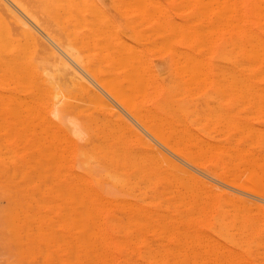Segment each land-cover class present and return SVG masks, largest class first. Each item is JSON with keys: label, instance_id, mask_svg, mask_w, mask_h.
<instances>
[{"label": "rangeland", "instance_id": "rangeland-1", "mask_svg": "<svg viewBox=\"0 0 264 264\" xmlns=\"http://www.w3.org/2000/svg\"><path fill=\"white\" fill-rule=\"evenodd\" d=\"M77 1L81 2L79 4H82L79 5L82 12L80 14L78 13L75 19L81 21L83 25L80 22H77L76 20L73 21L72 24L73 38L71 45L68 46L70 50L69 52L70 64L68 63L67 65H63L60 63L59 60L56 61L54 57L51 58L46 57L47 58L46 59L45 57H31V56L19 57L20 55L16 57L14 56L15 58L13 56L11 57L4 56V58L3 56H0V68H1L0 123L1 125L4 123L3 126L0 125V145H1L0 146V173H1L0 174V264H52V263L53 264H84L86 259H87L86 264H88L90 260L91 263L89 264H92V260L96 261L97 258L99 260L97 264H99V262L101 264H109L111 260H112L111 262L113 263L110 264H133V263H137L138 260L139 261L137 264L141 262L143 264H153L156 261H154V259L151 261L152 259L151 256H153V258L155 257L157 258V256L158 258L161 257L162 259L161 258L156 259L159 264H165V262L161 263L162 262L161 260L164 259L167 261V258L169 260L168 262L169 264H171L172 262L174 264V261L172 260L174 257L173 253L175 251H176L175 254L177 253V251L179 252L174 259L180 262V264H185L183 263L184 258H182L184 256L187 261H189L188 260L189 257L193 259V260L190 259L189 261L190 264L191 261L192 264H197V263L199 264L201 263L202 260H203L202 263L204 262V264L205 263L209 264V262L211 264H214L217 259H214L215 255L213 254L215 253L213 248H216V246L218 247V249L220 247L225 248L224 249L225 251L222 250L226 252L225 259H227L229 255L230 257L234 258L235 262L231 264H264V247H263L264 246L263 243L264 242V178H263L264 177V105H263L264 100L260 99L261 103H258L259 98L264 97L263 94L264 90H262V88L264 89V76H259L256 77L257 79H254L258 87L262 86L261 88L260 87L258 88L257 92L263 95L261 96L260 94L259 96V93L257 94V96L255 94L254 95L251 94V96L254 97V100H256L255 101L256 104L255 103L253 104L252 103L253 97L252 98L248 97L250 96L249 93L250 90L247 91L246 90L247 88L245 89V87H243L244 83H241L240 81H236L238 75L240 78H243L244 75L237 74L236 79L234 77L236 73L235 71H233L234 70L233 66H234V59L237 56V51H236L237 48L236 46H234L236 45L234 44L235 42L234 28H232L233 26H231L233 22H231L232 20H230L231 18H233V14H231V16L228 17L229 18L228 21H226L225 19V17H227L228 15L223 17V19L226 21L225 23L223 19H220L223 20L222 24H224L223 26L225 28L221 27L222 24L218 23L219 20L217 23L214 22V20L209 21L212 22V25L213 23L214 25L218 24L216 25V27H219V28L215 27L212 29V31H209L210 32L209 35L208 26H210L211 24L208 23L207 20H211L214 18L216 21V19H219L214 17L217 16L215 14L216 11L214 9L217 8L221 10V8L224 5L222 3H224L225 0L224 2H221L222 5L218 4V7L216 6L214 7L216 3H212L214 9L211 10L210 8L209 14H208V10L206 12L202 9L205 12L204 15L206 17L203 15L200 16V14L198 13V10L202 8L200 6L203 5L200 4L201 0L198 1L199 4L196 1V5H195V0H189L190 2L187 1L188 3L186 2L187 3L186 5H185V1L183 0H153V1L149 0L150 3L154 4V6L158 5L159 8L155 7L156 11L159 9L161 10L162 7H163L162 10L168 7L169 10L166 9L167 11L166 10L165 11L166 13L170 11L171 15L169 13V16L170 17L173 16V18H171L172 20H169L170 18L167 19V17L169 16L163 17L166 20H163V18L161 19L164 11H162V13L160 12L161 14L159 17V13L156 12L155 10L153 12L152 9H150L151 7L149 8L150 11L149 10L147 11V9L142 10V8L137 7L138 5L137 6L135 5L136 1L138 2V0H130V1L129 0H121V1L85 0L87 4L84 2V0L83 1L77 0ZM127 1H129L133 7ZM144 1L145 0L141 2V0H139V2L141 3H143ZM158 1H160L161 4L158 3ZM93 2L95 4V7L97 6L96 8L97 12H99L98 10L100 9V12L97 15L95 14L96 12L94 14L89 12L94 6ZM146 2L148 3V0L145 1L144 3ZM203 2H205V0H203ZM209 2L211 1L209 0ZM228 2H229L228 4H231L230 7L231 10H233L232 5L235 3L233 2V0L232 1L228 0ZM22 3L24 4V7L31 9L32 13L34 14V16H29L25 11L20 9L21 11L24 12L25 17L27 16L30 19L29 20L28 18H26L29 22L31 21L30 22L31 24L32 23L35 24L36 21H40L41 24L44 23L45 19H47L46 18L47 16L39 0H22ZM190 3H192L193 5ZM206 3H208V1H206ZM206 3L204 5H206ZM128 4L129 6L127 7ZM210 4L209 6H207L208 8L211 6ZM90 5L92 8L90 7ZM124 5L128 9H125L126 7ZM180 5L186 8L182 7L183 10L182 11ZM82 8H86L84 9L85 12H83ZM139 8L140 10H138L139 11L138 13L137 9ZM129 9H131L132 12H130ZM194 9L197 11H195ZM204 9L206 8L204 7ZM125 10H129V11L126 12ZM144 10L145 12L147 11L148 13H145ZM140 11L142 14H140ZM191 11L192 13L193 12L194 13L191 14ZM226 11L227 12H225V14L227 13L229 14L230 11L228 12V9ZM92 12H94V10ZM133 12L137 16H134ZM219 12L221 13L220 15L224 14L221 11ZM149 13H151V17H147L148 15H150ZM194 14L197 16H195ZM201 14H203V12H201ZM206 14L210 15L211 17L209 16L208 19L207 17L208 15ZM263 14L264 13H262V17ZM142 15L144 17H142ZM189 15L190 16L193 15L194 17L191 18L192 16L190 17ZM255 15L256 14H252L251 16L252 22H254L255 24L258 23L259 26H262V27L258 26V29L264 32V27H263L264 18H262L261 15L260 16L258 14L257 16ZM105 16H108L107 17L108 19H106ZM153 16L154 17L156 16L155 17L156 20H158V17L160 18L159 23H161V21L163 20L162 23L164 24V26L162 23H161L162 26H160V24L156 20H154ZM199 16L200 18L204 17V19L203 18L200 19ZM88 17L93 18L92 21L91 20L89 21ZM133 17L134 19L132 20L131 18ZM137 17L138 20L140 17H142L140 18L141 22L137 20ZM129 18L131 19V22H127ZM144 18H145V22L147 21L146 23L144 22ZM189 18L192 20H190ZM94 19L97 20V22ZM142 20H143V24H142ZM105 21H107L108 24L109 23L110 24L108 25ZM134 21L137 22L134 23ZM168 21L171 22V24L169 23L170 26H167ZM175 21L177 22V24ZM154 22H156V24L158 23L159 25L157 24L155 26ZM199 22L205 25L206 23L209 24V25L207 24V26H204L202 24L204 27L200 25L202 28H204L203 32H202L203 29H201V27L200 28L197 27V25H199ZM111 23L113 26L109 28ZM227 23L228 24L230 23V25L227 26ZM174 25H176L177 29L174 28L175 27ZM212 25L211 27H214V25L213 26ZM95 26H99V29L98 27L96 28ZM148 26H150L149 30H147ZM151 26L155 27L156 29L154 30L153 28L152 30ZM157 26L158 28L160 26V31L158 33L155 32L152 33V31L159 30ZM171 26L173 27L172 30L176 29L175 34H173L174 32L171 30V28H169ZM195 27H197L198 30ZM229 27L230 29L228 31V29L226 28ZM101 28L105 30L104 33L103 32L99 33L101 31ZM114 28H116V32L118 34L114 33ZM161 28L162 29L165 28L163 29V32ZM180 28H182L181 31ZM220 28H223V31ZM139 29H141L142 31H140ZM194 29H196L194 31L195 34L192 33ZM109 30H112L113 33L112 35L109 33ZM168 30L170 31L167 32ZM183 30L184 32L185 30H188L186 32H188L187 36H189L188 37L189 40L188 39L183 40L182 36L184 34H185L184 38L187 37L186 33H183ZM197 31H199L198 33H201V36L199 38H202L204 36L203 39L205 40L197 38L198 35ZM141 32L144 34L142 35ZM165 32H167V34ZM204 32H206V34ZM163 33L165 34L163 35ZM211 33L213 35H211ZM109 34L111 37L109 36ZM114 34L115 36L114 38H112ZM161 35L163 36L162 37L163 40H161L162 39ZM175 35L176 37H174ZM170 36H172V38ZM179 36L181 37L182 42L179 40L180 39ZM142 37L145 39H143ZM165 37L168 38L169 40V41L167 40L168 42H166V39H164ZM109 38L112 39L109 40ZM118 38L120 39L119 41L120 44L122 43L121 45H117ZM122 38L124 40H122L121 42ZM146 38L147 41H144L146 40ZM154 38L157 41H154ZM173 38L174 41H172ZM101 39L103 40L101 41ZM149 39L150 42H152L151 44L153 45L155 44L154 46L150 44ZM198 39L200 40V42ZM126 40L128 42L125 44L124 42ZM164 40L166 43L164 42ZM170 40L172 41V45L170 44L171 43ZM208 40L211 42H209ZM196 41H198L197 45L195 43ZM112 42L114 45H112ZM162 42L167 44V46L168 45L170 46L168 47L162 46L165 45ZM104 43L105 44L108 43L107 45L109 47ZM123 43L127 46V48L128 45H130L131 47V44H133L132 48H130L131 50L129 48L128 49L125 48L126 46L125 45L123 46ZM100 44L102 45L104 44V45L103 46L101 45L100 47ZM119 46L122 48L119 49ZM171 46L176 47L175 50L176 52L173 51L174 47H172L171 49ZM112 47L114 52L112 51ZM134 47L137 50L142 49V52L140 51L141 54H139L138 51L134 49ZM152 47L153 48L155 47L154 50ZM168 48L170 49L169 51ZM178 48L182 49V51L180 50L179 52ZM107 49L108 51H106ZM183 49H186L187 51ZM134 51L136 54L134 53ZM130 52L133 54H131ZM178 52L180 53L179 57H178L179 54ZM181 52L184 55L181 56ZM122 53L123 55H121ZM185 53L187 55L191 53L193 57L191 55H189V57L191 56L192 60L195 57L194 55H196V58L194 59L195 60L199 59V61H201L202 64H204L203 61L206 60L205 64L207 63L208 65V60H209L210 66H206L204 64V66H206L207 69L202 66L204 69L198 68V70L200 71V69H202L203 72L204 71L205 72L203 73L201 72L202 71L201 70L200 71L201 74L200 72L197 73L198 71L196 69L194 71V68H196L200 62L199 61L196 62L194 60V63H191V59L188 56H186ZM201 54L203 55L202 58H201L202 56ZM127 55L129 56L127 57ZM138 55L140 56L138 57ZM5 58L8 61L5 60ZM8 58H11V60ZM13 58L16 63H13L14 62ZM18 58L22 60L18 62L19 60ZM121 58H122V62H121ZM131 58H134V61ZM186 58H189L190 62L188 61L189 59L187 60ZM185 59L186 61L189 62V64L188 62H184ZM176 60L178 61L180 60V62L178 63ZM114 62L116 65L114 64ZM176 63L178 64V66ZM201 63L198 65V67L201 66ZM15 64L17 65L20 64L19 66L22 69L19 68V66L17 69H13L14 67L13 65ZM29 64L32 65L30 66V68H29ZM187 64L188 66H190V68L186 67ZM192 64L194 65L197 64V65L196 67H194ZM181 65H184L182 66L183 68L180 67ZM95 66L99 71L95 68ZM76 67H78L79 69ZM135 67L137 71L135 70ZM184 67L186 68V70L184 69ZM24 68L27 69L26 72L25 70L22 71ZM35 68H36V72H35ZM124 68L125 70L128 68L126 70L127 72L124 71ZM181 68L184 70L181 71ZM106 69H108L109 72ZM189 70H192V72ZM206 71L208 74L206 73ZM222 71L224 72V74H222ZM177 72H179L180 74ZM225 73L230 75H227ZM106 74L108 76H106ZM190 74L192 75L191 77L192 79H190ZM204 75L205 77H203ZM249 77L250 76L248 75L246 76V78ZM200 78L203 80L200 81ZM221 78L223 79V81L221 80ZM108 79H110L111 81ZM232 79L235 80L233 81ZM198 80L200 83H198ZM231 80L233 82L235 81L239 82V83H233V85L234 84L239 85L241 83L238 86L240 88L237 87L236 88L237 90L234 89L236 86L234 87L231 84L232 83ZM92 82L94 83L92 84ZM219 82H221L220 84L222 85H220ZM104 83L105 85H103ZM36 84H38V86L40 85L41 86L40 87L37 86L38 87L37 88ZM145 84H148L149 87H146ZM155 84L158 86L155 87ZM173 84L174 86H172ZM217 84L220 85V90ZM42 85L45 88H43ZM33 86L36 87L38 91L35 90L36 88L33 89L34 88ZM231 86L233 87V89ZM222 87L224 88L222 89ZM45 89L47 92L46 96L43 92V90L45 91ZM103 89L105 91H103ZM239 89L244 90V91L241 90L243 94L240 95L242 97L238 95L239 94L238 92H240ZM35 93L38 98L40 96L39 94H41L40 98L43 99H37V97H35L36 96ZM221 94L223 95L224 98L222 97ZM245 94L247 95L245 96ZM27 95L29 96L31 95V96L29 97ZM96 95H97V99L95 98ZM243 96L245 98H243ZM98 97L100 99H98ZM240 97L244 100H242ZM247 98L249 101L250 100L252 101L248 103V101H246ZM23 99H25L27 103L25 100L24 102ZM29 99H30V104L32 103L31 108H33L35 111L30 107H29L30 109H27ZM64 100L70 101L71 102L70 105L67 101L65 102ZM36 102L39 105H36ZM61 103L62 104L65 103V104L62 105ZM35 106L38 107L34 108ZM9 107H12V110ZM17 107L19 108V110H17L18 109ZM29 110L32 112L30 113ZM16 112L18 114H16ZM27 112H29L30 114H28ZM136 117L137 119H135ZM18 118L19 120L17 121ZM20 119L23 121V123L22 121H20ZM30 119L33 120L32 122L34 124V125L29 124V128L31 129L35 126V123L39 121L38 124H36L38 125L36 127L37 130L33 129V131H35L34 134L30 132L32 131L31 129H28V125H27L28 122L26 123V120H28L31 123ZM39 123H40V127L43 129L46 128L45 126H49V131L47 129L46 130L50 136L47 135V138L46 137L44 138V136H46L45 133L46 131L45 130L41 131L42 130L41 128H40L41 130L39 129ZM155 124L157 127L155 126ZM170 124L172 125L170 126ZM22 126L23 128H20ZM14 127L17 128L14 129ZM24 128L27 134L24 132L23 130ZM156 128L158 129L160 128V129L158 130ZM38 130L40 132H37ZM51 131L53 132L52 137L51 134L49 133ZM64 131H66L67 134H65ZM175 132L177 134L179 133L178 134L179 136L176 135ZM35 133L37 134L36 137H35ZM56 133L57 135L54 136V134ZM62 133H64L67 136H65ZM68 133L69 136H72L73 140L75 141L74 145L71 148L68 147L66 148L68 144L66 143L67 145H65V142L68 139H66L65 141L63 140L65 137L68 138ZM153 133L158 134V136H156ZM6 134L7 135L10 134V135L7 136ZM162 136L163 138H161ZM195 136L198 139H196ZM32 137H34V139ZM35 138L37 140L40 139V141H38L39 144L36 143L37 141L35 140ZM43 138L45 140L44 142H42ZM47 139L49 143L51 140L52 141L51 143L53 145L55 144L57 148L55 146L54 148L53 146H51V149L50 148L48 149L47 147V151H43L45 146L49 144L47 143ZM32 141H34V143ZM59 141H60V145L58 143ZM32 143L35 148H33ZM56 143L58 144L56 145ZM160 143L162 144L160 145ZM35 144L41 146L42 155L38 151L39 147L36 146ZM169 145L170 146L173 145L172 146L173 148L170 147ZM58 147L60 149L63 147L65 151L61 149L63 151L61 154H59L61 150H59ZM55 148L56 150L58 149L57 152L55 151ZM154 148L155 151L156 148L161 149V152L163 151L162 154L165 155L168 154L171 157L175 156L174 158L179 159L178 161L180 162L182 161L181 163L185 167H188L194 173H196V175L200 176L202 179L214 185L215 188L210 189L211 187H209V191H208V186L207 188H204L205 186L203 185L204 186L203 187L202 184L198 185L199 183L195 184L192 182L191 183L185 182V180H183V177L182 178L180 177L181 175L180 176L177 175L179 174L178 172L176 173V177H174L176 170L174 171L173 168L171 169V167H169L170 164L166 158H164L163 161V157H165L164 155L162 157L161 154L160 156L162 158L160 157L159 159V157H157L158 158L157 159L155 157L156 152L154 151ZM52 149H54L56 155L59 154L57 155V159H56V155L54 156L55 153L53 154L54 157H52V152H53ZM31 151L32 153H34V155L35 154L38 155V153L40 155L35 156L34 158ZM44 154H47V156L46 155L43 156ZM59 156L60 158H58ZM28 157H30L29 158L30 161L28 160ZM46 157H48L49 159ZM42 158L46 160V162L45 160L43 161L45 162L44 163L45 165L47 164L46 165L47 167L44 164L42 165L43 162H40ZM53 158H55L57 161ZM38 161L40 162V166L38 165L39 164ZM49 163L51 166H49ZM37 165L39 167H37ZM41 165L45 166L47 170H44V168L41 169ZM2 172H4V174H2ZM29 176L31 180H29L30 179ZM173 177L174 179L175 178L177 179L174 180ZM60 178L61 180L62 179L63 180L61 181ZM179 182L182 184V187L180 186L181 184ZM185 184H187L186 185L187 187L185 186ZM191 184L193 186L192 187L193 189L191 188ZM56 185L59 187L56 188ZM166 187H168L169 189L168 192L166 190L167 189ZM196 188L198 191L197 194L195 193ZM57 189H59V191ZM63 189L65 190V192ZM69 190L71 191L69 192ZM211 190L213 191L215 190V191L211 193L212 192ZM51 191H53V193ZM66 191H68V193ZM187 191L193 194L195 193L196 197L195 194L194 196L193 195L185 196L187 194ZM66 193L71 194V196L67 195ZM73 194H75L74 196H76L77 194L78 196L76 197H78L79 200L78 199L76 200V197H74ZM178 194L180 196H178ZM182 194H184L185 199L183 196H181ZM66 195L68 197H65ZM172 196L175 198L171 199ZM61 198L64 201H61ZM72 198H74L75 200H72ZM193 200H195V203ZM82 201L87 203H84ZM196 202L198 203L196 204ZM83 204H86L87 206L86 205L85 206L87 208L84 206L83 209L82 208ZM60 206H63V209L64 207L66 208L64 210L61 209L60 212V208H62ZM77 207L78 209H76ZM75 209L76 211L77 210L79 211L76 212L77 218L79 217L80 219H82L81 217H83V220H86V222L88 221L89 222L88 224L90 226L92 225L93 222L92 216H94L93 220L96 219L95 217H97V219L94 220L93 222V226L91 227L95 228V229L93 228L94 229L93 231L97 230L98 228L97 230L98 236L95 233L97 238L95 237L96 239L95 238L94 239L95 241L96 240L97 241L100 240V241H98L97 244L94 245L92 244L93 245V248L91 247L92 252L91 250L89 251L93 255L95 253L94 252L95 245L98 247L99 245L98 243H101V248L100 246L98 248L96 247L99 251L95 250L97 251L98 254L100 253V251H102L103 254L101 253L100 256H98V254H96L97 257L95 255L90 256L87 254L86 257V253L88 251H84V250L89 249L88 246L92 242L90 243L88 238H86L88 240L87 241L85 239V236H87L89 232L91 233L92 229L89 226L87 227L86 225L87 223H85V221H83L82 223V220H80L82 225L84 226L85 229L87 227V230L89 232L87 230H84L86 231L85 233L87 234H84V232H82L83 234L81 236H83L85 242L82 241L83 239L81 238V236H79V238H81L79 240L84 242L85 244H89V243L90 244L84 248L85 244L83 243L82 246L83 249L81 250L80 241L76 240V237L79 234H81L80 230L82 229L83 226L82 225L80 226L81 223L79 221V218L78 219L75 218V220L74 218H72V217H76L74 213ZM228 211L230 214L228 213ZM254 211L256 213H254ZM66 212L68 213L71 212V213L70 214L67 213L66 215ZM87 212L88 214H86ZM90 212H92L91 214L94 215L91 216ZM84 213L85 215H88V217L84 216ZM30 214L31 215L33 214L35 217L31 219L32 216H29ZM60 214L62 215V217L60 216ZM165 214L171 217H167ZM68 215L69 216L71 215L70 217L73 220H71V218ZM37 218L40 219L38 220ZM49 219L50 220L52 219L53 221L51 222L49 221ZM67 219H69L70 222H68ZM43 220L45 221L43 222ZM64 220L67 221L68 224L65 223ZM30 222H32L31 225L29 224ZM39 222L41 225H39ZM56 222L59 224L58 226H60L59 229L57 224H55ZM45 223L46 226H43L45 225ZM50 223H52V225ZM235 223L237 227L235 226ZM49 224L52 227L51 229L54 228L53 230H57L60 233L58 232L55 233V231H52L51 229L49 230L50 226L47 227V225ZM72 224L74 226L75 225L78 226V229H75L76 226L74 228ZM35 226L40 228L44 227L43 229L44 231L46 228H48L46 229L45 232L50 231L51 233L52 231L53 234L54 233L59 234L57 235L58 237L56 236L55 239V240L59 239V241L55 242V245L52 243V245H54V248L52 245H48V246L38 245L37 248L36 245L35 247H33L27 244L26 240L22 237L27 232V230L32 231L33 233H37L38 230H40L39 232H43V230H41L40 228H37V231H34L36 230ZM70 226L72 228H70ZM167 226L168 229L170 228L169 230L167 229ZM29 227L33 229L29 230L30 229ZM164 227L166 228L164 229ZM88 228L91 229V231ZM171 228L173 229V231L171 230ZM73 229H75L76 232ZM185 230H187L186 231L187 233L191 230L187 236L185 234H181V232L182 231L185 232ZM167 231L170 233L168 234ZM178 231H179L178 233L179 235L177 234ZM77 232L78 235L75 236L76 235L75 233ZM164 233L166 234V236ZM60 234L61 235L65 234L64 235L65 237L64 238L62 237L65 240H61V241H67L66 235H69L68 238H74L72 239L73 248L69 247V241L66 242L68 243V245L66 244V247H65V242L61 243L60 241L61 237L59 238V236H61ZM161 234L163 235V237L161 236ZM200 234H202V236ZM130 236H133V238ZM93 237H94L93 235L89 237L91 238L90 240H92ZM130 238L133 239L134 241L130 240ZM193 240L195 241V243L193 242ZM199 241L201 242V245L203 247L205 246V250L200 245ZM58 242H60L61 244ZM71 243L72 241H70V245H72ZM76 244L78 245V247L75 246ZM156 244L158 245V247ZM150 246L154 248V250L155 249L159 250L161 248V251L164 252L167 257L163 253L164 256L163 258L161 251H160L161 256H159V253H156L157 254L156 256L154 250H152ZM165 246L169 247V249L167 247L169 251L166 249ZM192 246L193 248L191 249ZM67 247H69L70 249H74L73 251L71 250V253L73 254V256L71 257L72 259L74 258L73 261L71 260L72 262L69 261L70 259H68L70 258L69 256L70 252L68 251L70 249H68ZM149 247L151 248V250L148 249ZM172 247L173 250L176 248L178 250L176 249L172 251L171 250ZM184 247L187 248V250H185ZM48 248L51 249L49 250ZM59 248H62L63 250L62 249L60 250ZM76 248H78L79 250L77 251ZM99 248L103 250H100ZM197 248L200 249L198 250L199 252L195 254L194 252L195 250L197 251ZM146 249L150 251H145ZM104 250H106L107 252L106 256L110 257L111 260L109 258L103 259L104 257L103 255L105 254ZM192 250L194 254H192L191 252ZM219 250H221V248ZM76 251L77 253H75ZM80 251L82 254L80 253ZM170 251L173 252V253L171 252L172 253L171 256L169 254ZM228 251L229 254L227 255ZM131 252L132 254H134V256L131 254ZM149 252H151V255H148ZM181 252L183 253V255L179 257V254ZM186 252H188V254L190 252L189 254L190 256L187 254L184 255V253ZM141 253H143V255H141ZM145 253L148 256H144ZM217 253L218 250L216 254ZM76 256L77 258L78 257L79 258L76 259ZM88 256L92 257L93 259L90 258L88 260ZM141 257H143V259L144 258L146 259L143 260L141 259ZM221 257H219L220 260L224 259L223 257L222 258ZM186 260L184 261L186 262ZM95 261H93L94 264ZM158 263L156 262V264ZM222 263H225V260ZM226 263H228V261ZM186 264L188 263L186 262Z\"/></svg>", "mask_w": 264, "mask_h": 264}, {"label": "bare ground", "instance_id": "bare-ground-1", "mask_svg": "<svg viewBox=\"0 0 264 264\" xmlns=\"http://www.w3.org/2000/svg\"><path fill=\"white\" fill-rule=\"evenodd\" d=\"M40 2H41V5H42V7H43V9H44V11L46 12L45 14H46V18L47 19H45V21H44V23H40V21H36V23L35 24H37V25H35V24H31L26 18H28L27 16L25 17V14H24V12L23 11H25L29 16H34V14L32 13V11H31V9H28V8H26V7H24V4L22 3V0H0V56H3V58H4V56H19V57H21V56H31V57H49V58H51V57H54L55 59H56V61H60V63L61 64H63V65H67L68 63H69V61H70V50H69V48H68V46L69 45H71V42H72V38H73V33H72V24H73V21L74 20H76L75 19V17H76V15L79 13H81L82 11H81V9H80V6L79 5H82V4H79V3H81V2H78L77 0H39ZM83 1V0H82ZM88 1V0H87ZM119 1H121V0H119ZM130 1V0H129ZM129 1H127L129 4H131ZM143 0H141V2H142ZM145 1H147V0H145ZM144 1V2H145ZM153 1V0H152ZM183 1H185V5L188 3L187 1H189V0H183ZM196 1H197V3H198V1H200V0H195V5H196ZM206 1H208V3H206ZM211 2H209V0H205V2H203V0H201V2H200V4H203V5H201L200 7H202V8H200L201 10L203 9L204 11H206L207 12V10H208V14L210 13V8H211V10L212 9H214L213 8V6H212V3H216L215 5H214V7L216 6V7H218V4H220V5H222V4H224L223 5V7L221 8V10L220 9H214L216 12H215V14L217 15V16H214L215 18H219V19H216V21H215V19L213 18V19H211V20H207V22L208 23H210L211 25H212V22H209V21H213L214 20V22H218V20H219V24H222L223 23V17L224 16H227V17H225V19H226V21H228V17L229 16H231V14H233V18H231L230 20H232L231 22H233L232 23V25L231 26H233L232 28H234V38H235V42H234V44H236V45H234V46H236V48H237V56L235 57V59H234V66H233V71H235V79H236V75L237 74H243L244 75V77L243 78H240L239 77V75H238V78H237V80L236 81H240L241 83H244V85H243V87H245V89L248 91V90H250L249 91V93H250V96H248V97H253V96H251V94L252 95H256L257 96V94L259 93V92H257L258 91V88L260 87H258V85H257V83H256V81L254 80V79H257L256 77H259V76H264V32H262V31H260L259 29H258V26H259V24L258 23H254V22H252V19H251V16H252V14H256L255 16H257V14L260 16L261 15V17H262V13H264V2H263V0L261 1V0H233V2L235 3V4H233L232 6V9L233 10H231V4H228L229 2H228V0H225V2H224V0H210ZM214 1V2H213ZM218 1H220V2H218ZM230 1H232V0H230ZM84 2L87 4V2L84 0ZM124 2H126V1H124ZM141 2H139V0H138V2L136 1V3H135V5L137 6V7H140V8H142V10L143 9H147V11L149 10V8L150 9H152V11L154 12V10L156 11V8L155 7H157V8H159L158 7V5H155L154 6V4L153 3H150V1L148 0V3L146 2V3H141ZM187 2V3H186ZM190 2V1H189ZM221 2H224V3H222L221 4ZM227 2V3H226ZM243 2V3H242ZM158 3H160V1H158ZM193 3H194V1H193ZM206 3V5H204ZM211 3V4H210ZM93 4H94V2H93ZM121 4V3H120ZM125 4V3H124ZM129 4L127 5V7L129 6ZM157 4V3H156ZM161 4V3H160ZM181 4V3H180ZM190 4H192V3H190ZM199 4V3H198ZM208 4V5H207ZM209 4L212 6H210L209 8L207 7V6H209ZM227 4H228V7H227ZM97 5V4H96ZM177 5V4H176ZM183 5V4H182ZM184 5V6H185ZM193 5V4H192ZM89 6V5H88ZM93 6V5H92ZM121 6V5H120ZM125 6V5H124ZM131 6H132V4H131ZM153 6H154V9H153ZM181 6V5H180ZM179 6V7H180ZM187 6H189V5H187ZM78 7V8H77ZM90 7H91V5H90ZM95 4H94V6H93V10H94V12H92L93 10L91 9L89 12H91V13H95L96 15L100 12V9L98 10L99 12H97V10H96V8H97V6L95 7ZM122 7V6H121ZM126 7V6H125ZM125 8V9H128V8ZM133 7V6H132ZM167 7V6H166ZM177 7V6H176ZM182 7L183 6H181V10H182ZM191 7V6H190ZM198 7V6H197ZM196 7V8H197ZM204 7L206 8V9H204ZM221 7V6H220ZM86 8H88V7H86ZM86 8H82L83 9V12H85V10L84 9H86ZM140 8L139 9H137V11L138 10H140ZM183 8H186V7H183ZM188 8V7H187ZM224 8V9H223ZM228 9V12H229V14L227 13V14H225V12H227L226 10ZM20 9H22L23 11H21ZM135 9V8H134ZM163 9V7L161 8V10L159 9V10H157L156 12H158L159 13V17H160V14L162 13V11H164V13L165 14H167V15H165L164 13L162 14V17H161V19L163 18V17H167V16H169V13H170V11H168L167 13H166V9H168V7L167 8H164V10H162ZM179 9V8H178ZM190 9V8H189ZM198 10V13L200 14V16L201 15H203V16H205L204 15V11L202 10ZM223 9V10H222ZM96 10V11H95ZM130 10V12H132L131 11V9H129ZM129 10H125L126 12L127 11H129ZM141 10V11H142ZM166 10V11H165ZM169 10V9H168ZM175 10V9H174ZM195 10V9H194ZM225 10V11H224ZM141 11H140V14H142L141 13ZM145 12V10H144V12L145 13H148V12ZM150 11V10H149ZM183 11V10H182ZM189 11V10H188ZM195 11H197V10H195ZM219 11H221L222 13H224V14H222V15H220L221 13L219 12ZM224 11V12H223ZM88 12V13H89ZM120 12V11H119ZM155 12V13H156ZM161 12V13H160ZM179 12H180V10H179ZM201 12H203V14H201ZM211 12H213V11H211ZM233 12V13H232ZM137 13V12H136ZM138 13H139V11H138ZM137 13V14H138ZM194 13V12H193ZM192 13V11H191V14H193ZM196 13V12H195ZM219 15H218V14ZM133 14H134V12H133ZM150 15H148L147 17H151V13H149ZM188 14V13H187ZM197 14V13H196ZM208 14H206V15H208ZM89 15V14H88ZM101 15V14H100ZM103 15V14H102ZM144 15V14H143ZM142 15V17H144ZM155 15V14H154ZM158 15V14H157ZM156 15V16H157ZM163 15H165V16H163ZM170 15H171V13H170ZM195 15V14H194ZM95 16V15H94ZM134 16H137L136 14H134ZM141 16V15H140ZM145 16H146V14H145ZM155 16V17H156ZM190 16V15H189ZM189 16H187V17H189ZM192 16V17H191ZM190 17L191 18H193L194 16L193 15H191ZM195 16H197V15H195ZM200 16H199V18H200ZM209 16L210 15H208L207 17H208V19H209ZM218 16H220V17H222V18H220V17H218ZM98 17H99V15H98ZM106 17V19H108L107 17L108 16H105ZM130 17V16H129ZM132 17V16H131ZM139 17V16H138ZM138 17H137V20H138ZM142 17H140V18H142ZM155 17L153 16V18H154V20H156L155 19ZM158 17V20H156L158 23H159V18ZM206 17V16H205ZM211 17V16H210ZM80 18V17H79ZM86 18V17H85ZM89 18V17H88ZM136 18V17H135ZM140 18H139V22H141L140 21ZM170 18V19H169ZM171 18H173V16L172 17H167V19H169V20H172ZM175 18V17H174ZM196 18H198V17H196ZM201 18H203L204 19V17H201ZM200 18V19H201ZM262 18H264V14H263V17ZM29 19V18H28ZM84 19V18H83ZM83 19H81V20H83ZM92 19L93 18H89V21L91 20L92 21ZM128 19V18H127ZM132 20L134 19V17L133 18H131ZM131 19L129 18V20L127 21V22H131ZM150 19V18H149ZM190 19V18H189ZM220 19H223V20H220ZM30 20V19H29ZM86 20H88V19H86ZM85 20V21H86ZM95 20V19H94ZM93 20V21H94ZM163 20H166L165 18H163ZM162 20V21H163ZM176 20V19H175ZM190 20H192V19H190ZM193 20H196V19H193ZM77 22H80L81 23V21H79V20H76ZM96 22H97V20H95ZM108 21V20H107ZM107 21H105L107 24H108V22ZM161 21V20H160ZM162 21H161V23H162ZM189 21V20H188ZM204 21V20H203ZM222 21V22H221ZM225 20H224V23L226 22ZM260 21H261V19H260ZM264 21V20H263ZM32 22H34V21H32ZM102 22V21H101ZM104 22V21H103ZM135 22H137V21H134V23ZM144 22H145V18H144ZM147 22V21H146ZM145 22V23H146ZM172 22H174V21H172ZM176 22V21H175ZM178 22H180V21H178ZM191 22V21H190ZM94 23V22H93ZM155 23V26L158 24H156V22H154ZM161 23H159L160 24V26H162V24ZM166 23H167V21H166ZM165 23V24H166ZM169 23L171 24V22L170 21H168V25L167 26H170L169 25ZM208 23H206V25L205 24H203L204 26H207V24ZM215 23V24H216ZM75 24H77V23H75ZM82 24V23H81ZM90 24V23H89ZM103 24V23H102ZM110 24V23H109ZM108 24V25H109ZM142 24H143V20H142ZM158 24V25H159ZM176 24H177V22H176ZM179 24H182V23H179ZM178 24V25H179ZM184 24V23H183ZM201 24V22H199V25H197V27H204L203 25ZM53 27H52V26ZM83 25V24H82ZM86 25V24H85ZM100 25H101V23H100ZM106 25V24H105ZM135 25V24H134ZM201 25V26H200ZM209 25V24H208ZM211 25L210 26H208V28L210 29H208V32L209 31H212V29L213 28H215L216 27V25H218V24H216V25H214V23H213V25H214V27H211ZM212 25V26H213ZM224 24H222V26L221 27H224L223 26ZM228 25H230V23L228 24L227 23V26ZM261 25V24H260ZM92 26V25H91ZM111 26H113L112 25V23H111V25L109 26V28L111 27ZM136 26H138V25H136ZM160 26H159V28H158V26H157V28L159 29H157L158 31H152V33L153 32H155V33H158L159 31H160ZM163 26H164V24H163ZM175 27L174 28H176V25H174ZM187 26V25H186ZM185 26V27H186ZM226 26V25H225ZM77 27V26H76ZM96 28L98 27V29H99V26H95ZM108 27V26H107ZM149 27L150 26H148L146 29L147 30H149ZM152 27V26H151ZM177 27H179V26H177ZM197 27H195L196 29H197ZM201 27V29H203L202 30V32L204 31V28H202ZM259 27H262V26H259ZM263 27H264V25H263ZM141 28V27H140ZM144 28V27H143ZM153 28H154V30L156 29L155 27H152V30H153ZM167 28V27H166ZM169 28H171V30H172V26L171 27H169ZM184 28V27H183ZM194 28V27H193ZM216 28H219V27H216ZM225 28V27H224ZM112 29V28H111ZM135 29V28H134ZM142 29V28H141ZM141 29H139L140 31H142ZM145 29V28H144ZM151 29V28H150ZM162 29V28H161ZM163 29H165V28H163ZM163 29H162V32H163ZM177 29V28H176ZM176 29H174V30H172L174 33L173 34H175V30ZM179 29V28H178ZM181 29L182 28H180V31H181ZM187 29V28H186ZM190 29H191V27H190ZM196 29H194L193 30V32L192 33H194V31L196 30ZM206 29V28H205ZM220 29H222V31H223V28H220ZM226 29H228V31H229V29H230V27L229 28H226ZM103 30V31H102ZM198 30V29H197ZM219 30V29H218ZM104 29H102L101 28V31L99 32V33H101V32H103L104 33ZM135 31V30H134ZM138 31V30H137ZM170 30H168L167 32H169ZM172 31H171V33H172ZM179 31V30H178ZM186 31H188V30H185V32H184V30H183V33H186V36H187V34H188V32H186ZM216 31H217V29H216ZM227 31V30H226ZM167 32H165L166 34H167ZM199 31H197V33H198ZM207 32V31H206ZM206 32H204L205 34H206ZM207 32V33H208ZM109 33L112 35L113 33H112V30H109ZM114 33L115 34H118L117 32H116V28H114ZM140 33V32H139ZM142 33V32H141ZM150 33V32H149ZM148 33V34H149ZM165 33H163V35L165 34ZM181 33V32H180ZM191 33V32H190ZM213 33V32H212ZM211 33V35H213ZM96 34V33H95ZM94 34V35H95ZM110 34H109V36H110ZM115 34L113 35V37L112 38H114V36H115ZM144 33H142V35H143ZM151 34V33H150ZM162 34V33H161ZM172 34V35H173ZM177 34H178V32H177ZM195 34V33H194ZM200 34V35H199ZM216 34V33H215ZM218 34H219V32H218ZM90 35V34H89ZM100 35V34H99ZM156 35V34H155ZM199 35V36H198ZM198 35H197V38H199L200 36H201V33H198ZM208 35V34H207ZM209 35H210V32H209ZM76 36V35H75ZM82 36V35H81ZM85 36V35H84ZM101 36V35H100ZM99 36V37H100ZM103 36H104V34H103ZM138 36V35H137ZM167 36V35H166ZM182 36V35H181ZM195 36V35H194ZM215 36H218V35H215ZM77 37H78V35H77ZM96 37H97V35H96ZM107 37H108V35H107ZM111 37V36H110ZM117 37V36H116ZM115 37V38H116ZM120 37V36H119ZM146 37V36H145ZM160 37V36H159ZM163 36L161 35V38H162ZM168 37V36H167ZM171 38H172V36H170ZM174 37H176V35L174 36ZM180 37V36H179ZM185 37V34L182 36V38H183V40L185 39V40H187L188 39V37L189 36H187L186 38H184ZM204 37V36H203ZM203 37L202 38H199V39H203ZM212 37V36H211ZM112 38H109V40H111ZM138 38V37H137ZM143 38V37H142ZM150 38V37H149ZM156 38V37H155ZM155 38H154V41H157V40H155ZM169 38V37H168ZM168 38H164V39H166V42H168L169 40H168ZM191 38V37H190ZM87 39V38H86ZM99 39V38H98ZM143 39H145V38H143ZM152 39V38H151ZM192 39V38H191ZM195 39V38H194ZM198 39V40H199ZM210 39V38H209ZM100 40V39H99ZM103 39H101V41H102ZM122 40H124L123 38L121 39V42H122ZM134 40V39H133ZM136 40V39H135ZM139 40V39H138ZM142 40V39H141ZM161 40H163V38L161 39ZM168 40V41H167ZM175 40H176V38H175ZM180 41H181V37H180V39H179ZM189 40V39H188ZM193 40V39H192ZM203 40H205V39H203ZM211 40V39H210ZM213 40H215V39H213ZM78 41V40H77ZM100 41V42H101ZM114 41V40H113ZM116 41V40H115ZM118 42L120 41V39L118 38V40H117ZM116 41V42H117ZM144 41H147V38H146V40H144ZM159 41V40H158ZM171 41V40H170ZM172 41H174V38L172 39ZM172 41H171V45H172ZM209 41V40H208ZM74 42H75V40H74ZM73 42V43H74ZM86 42V41H85ZM99 42V41H98ZM118 42H117V45H121L120 44V42H119V44H118ZM128 41L126 40L124 43L126 44ZM149 42H150V39H149ZM164 42H165V40H164ZM165 42V43H166ZM182 42V41H181ZM197 42L198 41H196L195 43H196V45H197ZM199 42H200V40H199ZM209 42H211V41H209ZM215 42V41H214ZM80 43V42H79ZM88 43V42H87ZM106 43V42H105ZM104 43V44H105ZM109 43V42H108ZM107 43V44H108ZM111 43V42H110ZM123 43V46L125 45ZM132 43V42H131ZM138 43V42H137ZM144 43V42H143ZM142 43V44H143ZM147 43V42H146ZM152 42H150V44H151ZM154 43V42H153ZM155 43H157V42H155ZM163 43V42H162ZM165 43H163V44H165ZM174 43V42H173ZM187 43V42H186ZM194 43V44H195ZM203 43V42H202ZM231 43H232V41H231ZM103 44V45H104ZM107 44H105V45H107ZM140 44H141V42H140ZM169 44V43H168ZM198 44H200V43H198ZM204 44V43H203ZM75 45V44H74ZM77 45V44H76ZM101 45L102 44H100V47H101ZM102 45V46H103ZM112 45H114L113 44V42H112ZM117 45H115V46H117ZM139 45V44H138ZM152 46H154L153 44H151ZM202 45V44H201ZM215 45V44H214ZM78 46V45H77ZM91 46V45H90ZM98 46H99V44H98ZM108 46V45H107ZM126 46V45H125ZM132 46H133V44H131V47H130V45H128V48L130 49V48H132ZM148 46V45H147ZM162 46H166V47H168V46H170V45H168L167 46V44H165V45H162ZM198 46H200V45H198ZM233 46V45H232ZM231 46V47H232ZM92 47V46H91ZM109 47V46H108ZM111 47V46H110ZM145 47V46H144ZM165 47V48H166ZM172 47H174V46H171V49H172ZM197 47V46H196ZM209 47H210V45H209ZM95 48V47H94ZM122 47H120L119 46V49H121ZM125 48H127V46L125 47ZM127 48V49H128ZM147 48H149V47H147ZM153 48V47H152ZM155 48V47H154ZM154 48H153V50H154ZM201 48V47H200ZM199 48V49H200ZM207 48H208V46H207ZM206 48V49H207ZM99 49H101V48H99ZM116 49H117V47H116ZM124 49V48H123ZM126 49V50H127ZM134 49L136 50V51H138V53L139 54H141L140 53V51L142 52V49L141 50H137L135 47H134ZM157 49V48H156ZM167 49V48H166ZM174 50L173 51H175L176 50V47H174L173 48ZM179 49V48H178ZM204 49V48H203ZM125 50V51H126ZM131 50V49H130ZM129 50V51H130ZM161 50V49H160ZM162 50H164V49H162ZM170 49L168 48V51H169ZM180 50L182 51V49H179L178 51L180 52ZM183 50H186V49H183ZM231 50H232V48H231ZM230 50V51H231ZM98 51H101V50H98ZM106 51H108V49L106 50ZM112 51H113V47H112ZM116 51V50H115ZM187 51V50H186ZM199 51V50H198ZM209 51V50H208ZM211 51V50H210ZM114 52V51H113ZM117 52V51H116ZM127 52V51H126ZM144 52V51H143ZM176 52V51H175ZM178 52V53H179ZM185 52V51H184ZM189 52V51H188ZM232 52V51H231ZM119 53V52H118ZM128 53V52H127ZM131 53V52H130ZM134 53H135V51H134ZM164 53V52H163ZM173 53V52H172ZM178 53H176V54H178ZM187 53V52H186ZM185 53V54H186ZM235 53V52H234ZM114 54V53H113ZM131 54H133V53H131ZM130 54V55H131ZM136 54V53H135ZM144 54V53H143ZM175 54V53H174ZM195 54V53H194ZM110 55V54H109ZM115 55H116V53H115ZM119 55V54H118ZM121 55H123V53L121 54ZM179 55H180V53L178 54V57H179ZM182 55H184V54H182V52H181V56ZM189 55H191V53L190 54H186V56H188L189 57ZM202 55V54H201ZM200 55V56H201ZM114 56V55H113ZM125 56V55H124ZM129 55H127V57H128ZM132 56V55H131ZM137 56V55H136ZM140 55H138V57H139ZM192 57H193V55H191ZM191 56L189 57L190 59H191ZM195 57L194 58H196V55H194ZM206 56V55H205ZM204 56V57H205ZM14 57V58H15ZM123 57V56H122ZM126 57V58H127ZM174 57V56H173ZM172 57V58H173ZM203 57V55L201 56V58ZM14 58H13V60H14ZM54 58H53V60H54ZM65 58V59H64ZM110 58V57H109ZM118 58V57H117ZM183 58V57H182ZM189 58H186L187 60L189 59ZM193 58V60L191 59V63H194V59ZM200 58V57H199ZM8 59H10L11 60V58H8ZM19 59V60H18ZM17 60H18V62L20 61V60H22V59H20V58H18ZM44 59V58H43ZM47 59V58H46ZM112 59V58H111ZM120 59V58H119ZM131 59H133V61H134V58H131ZM177 59V58H176ZM178 59H180V58H178ZM186 59L184 60V62H190V59L188 60V61H186ZM229 59H231V58H229ZM5 60H7L6 58H5ZM48 60H50V59H48ZM71 60H72V58H71ZM123 60H124V58H123ZM138 60V59H137ZM8 61V60H7ZM116 61H117V59H116ZM175 61V60H174ZM178 63L180 62V60L178 61V60H176ZM183 61V60H182ZM196 62L197 61H199V59H197V60H195ZM206 61V60H205ZM205 61H203V63L205 64ZM231 61V60H230ZM27 62V61H26ZM29 62V61H28ZM32 62V61H31ZM91 62H93V61H91ZM121 62H122V58H121ZM137 62V61H136ZM189 62H188V64H189ZM195 62V63H196ZM200 63H201V61H199ZM198 62V63H199ZM9 63H10V61H9ZM8 63V64H9ZM13 63H16L15 62V60H14V62ZM22 63V62H21ZM72 63V62H71ZM199 63V64H200ZM216 63V62H215ZM221 63V62H220ZM232 63V62H231ZM33 64V63H32ZM70 64V63H69ZM92 64V63H91ZM114 64H115V62H114ZM120 64V63H119ZM177 64V63H176ZM181 64V63H180ZM179 64V65H180ZM182 64H183V62H182ZM184 64H186V63H184ZM188 64H187V68H190V66H188ZM198 64V65H199ZM204 64H202L201 63V66L200 67H198V65H197V67H196V65H194V64H192L194 67H196V68H194V71H195V69L198 71L197 73H199L202 69H200V71L198 70V68H203V67H205L206 68V66H210L209 65V60H208V65H207V63L205 64L206 66H204ZM15 65H17V64H15ZM15 65H13L14 67H13V69H17L18 68V66L20 65H17V66H15ZM24 65V64H23ZM22 65V66H23ZM27 65H28V63H27ZM35 65V64H34ZM39 65V64H38ZM116 65V64H115ZM220 65V64H219ZM2 66V65H1ZM10 66V65H9ZM30 66H32V65H30L29 64V68H30ZM76 66V65H75ZM121 66V65H120ZM123 66V65H122ZM130 66H132V65H130ZM177 66H178V64H177ZM182 66H184V65H181L180 67H182ZM192 66V67H193ZM203 66V67H202ZM36 67V66H35ZM117 67V66H116ZM134 67V66H133ZM19 68H21L20 66H19ZM32 68V67H31ZM75 68V67H74ZM76 68H78V67H76ZM95 68H96V66H95ZM183 68V67H182ZM181 68V71L182 70H186V68L184 67V69H182ZM221 68V67H220ZM22 69V68H21ZM33 69H34V67H33ZM79 69V68H78ZM93 69V68H92ZM97 69V68H96ZM128 69V68H127ZM126 69V70H127ZM204 69V68H203ZM207 69V68H206ZM209 69V68H208ZM0 70H1V68H0ZM25 70V72H26V68H24L22 71H24ZM95 70V69H94ZM98 70V69H97ZM106 70H108V69H106ZM125 70V68H124V71L125 72H127ZM135 70H136V67H135ZM152 70V69H151ZM188 70V69H187ZM3 71V70H2ZM5 71H7V70H5ZM4 71V72H5ZM38 71V70H37ZM80 71V70H79ZM84 71V70H83ZM99 71V70H98ZM98 71H96V72H98ZM104 71V70H103ZM137 71V70H136ZM180 71V72H181ZM189 71H191L192 72V70H189ZM193 71V72H194ZM208 71V70H207ZM207 71H206V73H207ZM224 71V70H223ZM222 71V74H224V72ZM232 71V70H231ZM19 72V71H18ZM35 72H36V68H35ZM82 72V71H81ZM107 72V71H106ZM108 72H109V70H108ZM201 72H203V70L201 71ZM201 72H200V74H201ZM205 72V71H204ZM203 72V73H204ZM60 73V72H59ZM123 73V72H122ZM133 73V72H132ZM135 73V72H134ZM153 73H155V72H153ZM177 73H179V72H177ZM186 73V72H185ZM196 73V72H195ZM220 73V72H219ZM6 74V73H5ZM25 74V73H24ZM180 74V73H179ZM188 74V73H187ZM194 74V73H193ZM208 74V73H207ZM225 74H227V73H225ZM39 75V74H38ZM112 75V74H111ZM134 75V74H133ZM136 75V74H135ZM154 75V74H153ZM196 75H198V74H196ZM206 75V74H205ZM205 75L203 76V77H205ZM227 75H230V74H227ZM233 75H234V73H233ZM250 76L249 78H246V76ZM12 76V75H11ZM106 76H108L107 74H106ZM137 76V75H136ZM179 76V75H178ZM130 77V76H129ZM192 77V75L190 74V79H192L191 78ZM197 77V76H196ZM21 78V77H20ZM85 78V77H84ZM135 78V77H134ZM225 78H227V77H225ZM231 78H232V75H231ZM93 79V78H92ZM111 79V78H110ZM110 79H108V80H110ZM208 79V78H207ZM234 79V80H235ZM98 80V79H97ZM101 80V79H100ZM128 80V79H127ZM131 80V79H130ZM149 80V79H148ZM155 80V79H154ZM154 80H153V82H154ZM201 80H203V79H201L200 78V81ZM221 80L223 81V79L221 78ZM233 80V79H232ZM231 80V81H232ZM233 80V81H234ZM13 81V80H12ZM74 81V80H73ZM92 81V80H91ZM103 81H104V79H103ZM111 81V80H110ZM129 81V80H128ZM139 81H141V80H139ZM185 81V80H184ZM205 81V80H204ZM219 81V80H218ZM221 81V82H222ZM229 81V80H228ZM230 81V82H231ZM232 81V85H233V83H239V82H233ZM37 82V81H36ZM109 82V81H108ZM123 82H124V80H123ZM221 82H219V84L221 83ZM39 83V82H38ZM42 83V82H41ZM94 82H92V84H93ZM115 83H117V82H115ZM122 83V82H121ZM141 83V82H140ZM157 83V82H156ZM172 83V82H171ZM198 83H200L199 82V80H198ZM216 83H217V81H216ZM215 83V84H216ZM240 83V84H241ZM124 84V83H123ZM158 84V83H157ZM214 84V85H215ZM217 84L218 85V87H219V90H220V85H222V84ZM239 84V85H240ZM103 85H105V83L103 84ZM115 85V84H114ZM127 85V84H126ZM134 85V84H133ZM141 85V84H140ZM146 85V87H149L148 86V84H145ZM171 85V84H170ZM239 85H237V84H234L233 86L235 87L234 89H236ZM38 86V84H36V87ZM41 86V85H40ZM40 86H38V87H40ZM43 86V85H42ZM85 86H86V84H85ZM100 86V85H99ZM110 86H111V84H110ZM120 86H122V85H120ZM139 86V85H138ZM156 86H158V85H156L155 84V87ZM160 86H162V85H160ZM172 86H174V84L172 85ZM216 86V85H215ZM224 86V85H223ZM242 86V85H241ZM34 87V86H33ZM36 87H34L33 89H35ZM37 87V88H38ZM47 87V86H46ZM94 87V86H93ZM117 87V86H116ZM145 87V88H146ZM217 87V86H216ZM225 87V86H224ZM224 87H222V89L224 88ZM232 87V86H231ZM230 87V88H231ZM262 87V86H261ZM260 87V88H261ZM20 88V87H19ZM30 88V87H29ZM35 89V90H37L38 91V89ZM43 88H45L44 86H43ZM96 88V87H95ZM108 88V87H107ZM113 88V87H112ZM161 88V87H160ZM238 88H240V87H238ZM88 89V88H87ZM105 89V88H104ZM103 89V91H105ZM128 89V88H127ZM134 89V88H133ZM153 89H154V87H153ZM157 89V88H156ZM226 89V88H225ZM232 89H233V87H232ZM42 90V89H41ZM101 90V89H100ZM216 90H217V88H216ZM218 90V91H219ZM237 90V89H236ZM242 91H244L243 89H241ZM241 90L239 89V91L240 92H238L239 94L238 95H240V94H243L242 92H241ZM245 90V91H246ZM262 90H264L263 88H262ZM261 90V91H262ZM34 91V90H33ZM114 91H115V89H114ZM135 91V90H134ZM144 91V90H143ZM147 91V90H146ZM158 91V90H157ZM256 91V92H255ZM43 92H44V94H45V96H46V89H45V91L43 90ZM101 92V91H100ZM107 92V91H106ZM139 92V91H138ZM137 92V93H138ZM142 92V91H141ZM222 92V91H221ZM220 92V93H221ZM235 92H237V91H235ZM255 92V93H254ZM37 93V92H36ZM36 93H35V95H36ZM113 93V92H112ZM146 93V92H145ZM263 93V92H262ZM49 94V93H48ZM109 94V93H108ZM140 94V93H139ZM143 94V93H142ZM223 94V93H222ZM221 94V95H222ZM260 94L261 93H259V96H260ZM264 94V93H263ZM263 94H261V96L263 95ZM32 95H33V93H32ZM34 95V96H35ZM40 96H41V94H39ZM121 95V94H120ZM145 95V94H144ZM160 95V94H159ZM220 95V94H219ZM229 95V94H228ZM236 95V94H235ZM247 94H245V96H246ZM23 96H25V95H23ZM27 96H29V95H27ZM31 96V95H30ZM29 96V97H30ZM40 96H39V98L37 97V95L35 96V97H37V99H43V98H40ZM133 96V95H132ZM209 96V95H208ZM211 96V95H210ZM217 96V95H216ZM241 96V95H240ZM259 96H258V98H259ZM49 97V96H48ZM48 97H46V98H48ZM136 97V96H135ZM207 97V96H206ZM222 97H223V95H222ZM242 97V96H241ZM240 97V98H241ZM45 98V97H44ZM96 99H97V95H96V97H95ZM220 98V97H219ZM224 98V97H223ZM243 98H245L244 96H243ZM264 98V97H263ZM263 98H259V101H258V103H261V100H264ZM4 99V98H3ZM34 99V98H33ZM36 99V98H35ZM36 99V100H37ZM98 99H100L99 97H98ZM212 99H215V98H212ZM242 99V98H241ZM261 99V100H260ZM15 100H16V98H15ZM21 100V99H20ZM25 99H23V101H24ZM32 100V99H31ZM73 100V99H72ZM102 100V99H101ZM130 100V99H129ZM242 100H244V99H242ZM253 104L255 103L256 104V100H254V97H253ZM252 100H248V98L246 99V101H248V103H250ZM22 101V102H23ZM26 101V100H25ZM24 101V102H25ZM40 101V100H39ZM45 101V100H44ZM65 101V100H64ZM63 101V102H64ZM67 101V100H66ZM65 101V102H66ZM94 101H95V99H94ZM99 101V100H98ZM104 101V100H103ZM143 101V100H142ZM215 101V100H214ZM239 101V100H238ZM15 102H17V101H15ZM34 102H35V100H34ZM42 102V101H41ZM68 103H69V105H70V101H67ZM100 102H102V101H100ZM114 102V101H113ZM141 102V101H140ZM237 102V101H236ZM244 102V101H243ZM264 102V101H263ZM26 103H27V101H26ZM83 103V102H82ZM108 103V102H107ZM115 103V102H114ZM129 103V102H128ZM133 103V102H132ZM241 103V102H240ZM62 104V103H61ZM65 103H63L62 105H64ZM106 104V103H105ZM126 104V103H125ZM137 104H139V103H137ZM143 104V103H142ZM18 105H21V104H18ZM25 105V104H24ZM30 105V106H29ZM36 105H39V104H37V102H36ZM110 105V104H109ZM141 105V104H140ZM264 105V104H263ZM26 106H27V104H26ZM34 106V105H33ZM40 106H41V103H40ZM122 106V105H121ZM13 107V106H12ZM12 107H9L11 110H12ZM15 107V106H14ZM32 107V103L30 104V99H29V103H28V106H27V109H30V108ZM36 107H38V106H35L34 108H36ZM67 107H68V104H67ZM115 107V106H114ZM18 108V107H17ZM130 108V107H129ZM21 109H22V107H21ZM26 109V110H27ZM31 109H33V108H31ZM17 110H19V108L17 109ZM34 110V109H33ZM41 110V109H40ZM67 110V109H66ZM16 111V110H15ZM30 111V110H29ZM35 111V110H34ZM33 111V112H34ZM117 111V110H116ZM138 111V110H137ZM1 112H3V111H1ZM32 111H30V113H31ZM37 112V111H36ZM28 114H30L29 112H27ZM128 113V112H127ZM139 113V112H138ZM141 113V112H140ZM11 114V113H10ZM13 114V113H12ZM15 114V113H14ZM16 114H18L17 112H16ZM20 114V113H19ZM25 114V113H24ZM23 114V115H24ZM130 114H133V113H130ZM136 114V113H135ZM37 115H38V113H37ZM125 115V114H124ZM41 116V115H40ZM116 116V115H115ZM129 116V115H128ZM131 116V115H130ZM153 116V115H152ZM19 117V116H18ZM28 117V116H27ZM38 117V116H37ZM43 117V116H42ZM154 117V116H153ZM31 118H32V116H31ZM41 118V117H40ZM44 118V117H43ZM173 118V117H172ZM22 119V118H21ZM20 119V121H22ZM28 119V118H27ZM36 119V118H35ZM34 119V120H35ZM91 119V118H90ZM129 119H132V118H129ZM135 119H137V117L135 118ZM156 119V118H155ZM19 120V118L17 119V121ZM29 120V119H28ZM28 120H26V123H27V125H28V129H31V128H29V124L30 125H34L33 124V120H31L30 119V121H31V123L28 121ZM40 120V119H39ZM47 120V119H46ZM139 120V119H138ZM141 120H142V118H141ZM13 121V120H12ZM41 121H42V119H41ZM148 121V120H147ZM39 122V121H38ZM38 122H36L35 123V126L31 129L32 131H30V132H32L33 134H34V132L35 131H33V129H36V127L38 126V125H36V124H38ZM90 122H91V120H90ZM136 122H137V120H136ZM135 122V123H136ZM22 123H23V121H22ZM25 123V124H26ZM42 123V122H41ZM139 123V122H138ZM4 124V123H3ZM3 124L1 125V123H0V125L1 126H3ZM12 124V123H11ZM89 124V123H88ZM91 124H92V122H91ZM161 124V123H160ZM14 125H16V124H14ZM23 125V124H22ZM42 125V124H41ZM46 125V124H45ZM145 125H146V123H145ZM172 124H170V126H171ZM43 126H44V124H43ZM67 126V125H66ZM89 126V125H88ZM105 126V125H104ZM155 126H156V124H155ZM174 126V125H173ZM172 126V127H173ZM12 127V126H11ZM25 127V126H24ZM32 127V126H31ZM46 128L45 129H43V128H41L40 127V123H39V129L41 130V131H43V130H45L46 132V136H44V138L46 137L47 138V135H49L48 133H47V130L49 131V126H45ZM137 127V126H136ZM146 127V126H145ZM157 127V126H156ZM163 127V126H162ZM177 127V126H176ZM3 128V127H2ZM17 128V127H16ZM15 127H14V129H16ZM20 128H23V126L22 127H20ZM52 128V127H51ZM90 128V127H89ZM47 129V130H46ZM156 129H158V128H156ZM155 129V130H156ZM160 129V128H159ZM158 129V130H159ZM13 130V129H12ZM24 130V132L26 133V130H25V128L23 129ZM37 130V129H36ZM152 130H154V129H152ZM162 130V129H161ZM189 130V129H188ZM7 131V130H6ZM104 131V130H103ZM8 132V131H7ZM37 132H40L39 130L37 131ZM52 132V131H51ZM51 132H49L50 134H51V137H52V135H53V132L51 133ZM154 132V131H153ZM159 132H161V131H159ZM55 133V132H54ZM64 133L65 134H67L66 133V131H64ZM64 133H62V134H64ZM176 133V132H175ZM188 133V132H187ZM27 134V133H26ZM32 134V135H33ZM64 134V135H65ZM153 134H155V133H153ZM160 134V133H159ZM179 134V133H178ZM177 133H176V135H178ZM7 135V134H6ZM10 135V134H9ZM9 135H7V136H9ZM36 133H35V137H36ZM57 135V133L56 134H54V136H56ZM151 135V134H150ZM156 136H158V134H155ZM198 135V134H197ZM24 136V135H23ZM41 136H42V134H41ZM50 136V135H49ZM53 136V137H54ZM59 136H60V134H59ZM63 136V135H62ZM65 136H67V135H65ZM101 136V135H100ZM104 136V135H103ZM113 136V135H112ZM161 136V135H160ZM159 136V137H160ZM179 136V135H178ZM183 136V135H182ZM31 137V136H30ZM37 137H39V136H37ZM64 137V136H63ZM114 137V136H113ZM116 137V136H115ZM196 137V136H195ZM8 138V137H7ZM33 139H34V137H32ZM44 138H43V141L42 142H44L45 140H44ZM161 138H163V136L161 137ZM184 138V137H183ZM59 139V138H58ZM66 139H68V140H66ZM118 139V138H117ZM168 139V138H167ZM191 139H193V138H191ZM196 139H198L197 137H196ZM35 140L37 141L36 143L37 144H39L38 143V141H40V139H36L35 138ZM55 140V139H54ZM61 140V139H60ZM64 141L66 140V142H65V145H67L66 146V148L68 147V148H71L73 145H74V140H73V138H72V136H69V133H68V138H64L63 139ZM151 141V140H150ZM153 141V140H152ZM183 141V140H182ZM201 141V140H200ZM21 142V141H20ZM33 143H34V141H32ZM52 141L50 140V143H51ZM62 142V141H61ZM197 142H198V140H197ZM15 143H17V142H15ZM33 143H32V145H33ZM41 143V142H40ZM47 143H49L48 142V139H47ZM47 144L46 146H45V148H44V150L43 151H47V147H48V149L50 148L51 149V146H53V148H54V146H55V144L53 145L52 143V145L51 144ZM54 143V142H53ZM59 143V145H60V141L58 142ZM58 143H56V145L58 144ZM67 143V144H66ZM179 143H181V142H179ZM162 143H160V145H161ZM36 145V144H35ZM42 145V144H41ZM50 147H49V146ZM156 145V144H155ZM171 145V144H170ZM169 145V146H170ZM1 146V145H0ZM27 146V145H26ZM31 146V145H30ZM36 146H38V145H36ZM43 146V147H44ZM157 146H158V144H157ZM173 146V145H172ZM172 146H170V147H172ZM39 148V153H41V146H38ZM56 147V146H55ZM61 147V146H60ZM33 148H35L34 147V145H33ZM57 148V147H56ZM56 148H55V151L57 152V150L59 149V150H61V149H63L64 151H65V149L62 147L61 149L58 147V149L56 150ZM107 148V147H106ZM124 148V147H123ZM165 148V147H164ZM173 148V147H172ZM32 149V148H31ZM103 149V148H102ZM34 150V149H33ZM53 150V152H52V157H54L55 155H56V152L54 151V149H52ZM63 150H61V152L59 153V154H61L62 153V151ZM118 150V149H117ZM36 151V150H35ZM154 151H155V148H154ZM171 151V150H170ZM34 152V151H33ZM156 153H155V157L157 158V157H159V159H160V155L162 154V152H161V149H159V148H156V151H155ZM172 152V151H171ZM31 153H32V151H31ZM35 153H38V152H35ZM38 153V155H40ZM55 153V154H54ZM67 153V152H66ZM25 154V153H24ZM53 154H54V156H53ZM59 154H57V155H59ZM68 154V153H67ZM176 154V153H175ZM32 155L34 156V158H35V156H38V155H34V153H32ZM41 155H42V153H41ZM47 156V154H44L43 156ZM57 155H56V159H57ZM157 155V156H156ZM163 155L165 156V157H163ZM29 156V155H28ZM48 156H49V154H48ZM108 156V155H107ZM24 157H25V155H24ZM162 157H163V161H164V158H166L167 159V161L169 162V164H170V166L169 165H167V166H169V167H171V169L173 168L174 169V171L176 170V172H175V176L174 177H176V173L178 172L179 174H177V175H181L180 177L182 178L183 177V180H185V182H192V183H195V184H198V185H201L202 184V186L204 187V188H207V186H208V191H209V187H211L210 189H213V188H215V186L214 185H212V184H210L209 182H207L206 180H204V179H202L200 176H198V175H196V173H194L191 169H189L188 167H185L180 161H178L179 159H176V158H174V157H171V156H169L168 154H162ZM161 157V158H162ZM29 158L30 157H28V160H29ZM33 158V159H34ZM39 158H40V156H39ZM44 158V157H43ZM42 158V160H40V162H43L42 163V165L46 162V160L45 159H43ZM46 158H48V157H46ZM58 158H60V156L58 157ZM190 158V157H189ZM49 159V158H48ZM53 159H55V158H53ZM55 159V160H56ZM70 159V158H69ZM158 159V158H157ZM11 160V159H10ZM38 160V159H37ZM43 160H45V162L43 161ZM62 160V159H61ZM65 160H67V159H65ZM162 160V159H161ZM30 161V160H29ZM48 161V160H47ZM54 161V160H53ZM57 161V160H56ZM60 161V160H59ZM40 162L38 161V165L40 166ZM34 163H35V161H34ZM167 163V162H166ZM127 164V163H126ZM35 165V164H34ZM37 165V167H39ZM41 165V169L42 168H44V170H47L46 168H45V166L47 165H45V166H42ZM128 165V164H127ZM30 166H31V164H30ZM33 166V165H32ZM49 166H51L50 165V163H49ZM36 167V168H37ZM47 167V166H46ZM11 168V167H10ZM35 168V169H36ZM193 169V168H192ZM19 170V169H18ZM195 170V169H194ZM158 171V170H157ZM198 172V171H197ZM16 173V172H15ZM49 173V172H48ZM51 173V172H50ZM70 173V172H69ZM1 174V173H0ZM2 174H4V172H2ZM10 174V173H9ZM63 174V173H62ZM160 174V173H159ZM28 175V174H27ZM36 175V174H35ZM43 175H45V174H43ZM60 175V174H59ZM69 175V174H68ZM157 175H158V172H157ZM156 175V176H157ZM173 175V174H172ZM260 175H262V174H260ZM38 176V175H37ZM26 177H28V176H26ZM33 177V176H32ZM51 177V176H50ZM69 177V176H68ZM76 177V176H75ZM75 177H74V179H75ZM159 177V176H158ZM174 177H173V179H174ZM178 177V176H177ZM11 178V177H10ZM29 178H30V176H29ZM70 178V177H69ZM264 178V177H263ZM28 179V178H27ZM63 179H64V177H63ZM62 179V180H63ZM71 179V178H70ZM73 179V178H72ZM73 179V180H74ZM172 179V178H171ZM177 178H175L174 180H176ZM209 179V178H208ZM228 179V178H227ZM227 179H225V180H227ZM29 180H31V178L29 179ZM60 180H61V178H60ZM61 180V181H62ZM69 180V179H68ZM77 180V179H76ZM129 180V179H128ZM222 180V179H221ZM11 181V180H10ZM60 181V182H61ZM66 181H67V179H66ZM75 181V180H74ZM73 181V182H74ZM127 181V180H126ZM181 181V180H180ZM14 182V181H13ZM45 182V181H44ZM128 182H130V181H128ZM144 182V181H143ZM182 182V181H181ZM184 182V181H183ZM184 182V183H185ZM228 182V181H227ZM65 183V182H64ZM180 183V182H179ZM183 183V184H184ZM257 183V182H256ZM260 183V182H259ZM69 184V183H68ZM79 184V183H78ZM181 184V183H180ZM59 185V184H58ZM176 185V184H175ZM187 184H185V186H186ZM41 186H42V184H41ZM60 186V185H59ZM59 186H57L56 185V188L57 187H59ZM81 186V185H80ZM181 187H182V184L180 185ZM72 187V186H71ZM77 187V186H76ZM187 187V186H186ZM193 186H192V184H191V188H192ZM167 188V189H166ZM165 189L167 190V192H168V187H166ZM195 188V187H194ZM88 189V188H87ZM165 189H164V192H165ZM193 189V188H192ZM192 189H189V190H192ZM54 190H56V189H54ZM58 191H59V189H57ZM64 190V189H63ZM77 190V189H76ZM185 190V189H184ZM186 190H187V188H186ZM216 190V189H215ZM214 190V191H215ZM71 190H69V192H70ZM73 191V190H72ZM86 191V190H85ZM170 191H171V189H170ZM200 191V190H199ZM202 191V190H201ZM205 191V190H204ZM212 192L211 193H213L214 191L213 190H211ZM52 193H53V191H51ZM61 192V191H60ZM64 192H65V190H64ZM67 193H68V191H66ZM55 193H57V192H55ZM66 193V194H67ZM196 194L198 193V191H197V188H196V192H195ZM194 193V194H195ZM84 194V193H83ZM90 194V193H89ZM194 194L193 193H190L189 191H187V194L185 195V196H191V195H193L194 196ZM196 194H195V197H196ZM205 194V193H204ZM62 195V194H61ZM61 195H60V197H61ZM67 195H70L71 196V194H67ZM65 196V197H68V196ZM75 194H73V196H74ZM202 195V194H201ZM200 195V196H201ZM55 196V195H54ZM69 196V197H70ZM76 196H78L77 194H76ZM76 196H74V197H76ZM83 196V195H82ZM174 196V195H173ZM172 196V198L171 199H173V198H175V197H173ZM178 196H180L179 194H178ZM181 196H183L184 197V194H182ZM198 196H199V194H198ZM59 197V196H58ZM93 197H95V196H93ZM96 197H97V195H96ZM151 197V196H150ZM35 198V197H34ZM198 198V197H197ZM197 198H195V199H197ZM60 199V198H59ZM64 199V198H63ZM71 199V198H70ZM78 199V197H76V200ZM81 199V198H80ZM98 199V198H97ZM184 199H185V197H184ZM72 200H75L74 198H72ZM79 200V199H78ZM180 200V199H179ZM61 201H64V200H62V198H61ZM67 201V200H66ZM85 201V200H84ZM84 201H82V202H84ZM87 201V200H86ZM169 201V200H168ZM181 201V200H180ZM194 201V203H195V200H193ZM193 201H192V203H193ZM76 202V201H75ZM105 202V201H104ZM120 202V201H119ZM183 202V201H182ZM185 202H186V200H185ZM184 202V203H185ZM63 203V202H62ZM67 203V202H66ZM84 203H87V202H84ZM102 203V202H101ZM191 203V202H190ZM198 202H196V204H197ZM207 203V202H206ZM52 204V203H51ZM80 204V203H79ZM187 204H188V202H187ZM254 204V203H253ZM65 205V204H64ZM63 205V206H64ZM86 204H83V209H84V206H85ZM63 206H60V207H62V208H60V212H61V209L62 210H64L66 207H64V209H63ZM67 206V205H66ZM81 206H82V204H81ZM80 206V207H81ZM87 206V205H86ZM85 206V207H86ZM102 206V205H101ZM181 206V205H180ZM192 206V205H191ZM255 206V205H254ZM76 207V206H75ZM193 207V206H192ZM221 207V206H220ZM256 207V206H255ZM55 208V207H54ZM87 208V207H86ZM257 208V207H256ZM76 209H78V207L76 208ZM76 209L74 210V213H75V215H76V212L78 211H76ZM251 209V208H250ZM258 209V208H257ZM241 210V209H240ZM245 210V209H244ZM85 211V210H84ZM83 211V212H84ZM87 211H88V209H87ZM89 211H91V210H89ZM260 211V210H259ZM79 212V211H78ZM191 212V211H190ZM67 213L68 212H66V215H67ZM71 213V212H70ZM70 213H68V214H70ZM92 212H90V215L92 216V215H94V214H91ZM228 213H229V211H228ZM236 213V212H235ZM234 213V214H235ZM238 213V212H237ZM253 213V212H252ZM254 213H256L255 211H254ZM19 214V213H18ZM62 214V213H61ZM60 214V216L62 217V215ZM81 214H82V212H81ZM86 214H88V212L86 213ZM164 214V213H163ZM202 214V213H201ZM227 214V213H226ZM230 214V213H229ZM44 215V214H43ZM166 216H167V214H165ZM238 215V214H237ZM18 216V215H17ZM29 216H32L31 217V219L33 218V217H35L33 214L31 215H29ZM69 216V215H68ZM71 216V215H70ZM69 216V217H70ZM84 216H86V217H88V215H85V213H84ZM90 216V217H91ZM97 216V215H96ZM185 216V215H184ZM64 217V216H63ZM167 217H171V216H167ZM243 217V216H242ZM71 218V217H70ZM72 218H74V220H75V218H77V215H76V217H72ZM71 218V220H73ZM79 218V217H78ZM77 218V219H78ZM82 219H80L79 218V221L80 220H82V223H83V221H85V223H87L86 225H87V227L89 226L91 229H92V231H91V229H89L90 231H91V233L87 230V227H86V229L84 228V226L82 225V223H81V221H80V226L82 225L83 227H82V231L80 230V233L81 234H79L78 235V232L77 233H75L76 235L75 236H77L76 237V240H79V239H83L82 241H84L85 242V240H84V238H83V236H81L83 233L82 232H84V234H87V233H85L86 231H84V230H87L89 233H88V235L87 236H85V239L86 238H88V240L90 241V243L89 242H87V243H89V244H85L84 242H82V241H80V248H81V250L83 249L82 248V246H83V243L85 244V246H84V248L87 246V245H89L88 247H89V249H86V250H84V251H88L87 253H86V257H87V254L88 255H92V250H91V247L93 248V245L94 244H97V242L98 241H100V240H96L95 241V239L97 238L96 237V235H95V233L97 234V230H98V228H97V226H96V228H97V230H95V231H93L95 228L94 227H91V226H93V222H94V220H96L97 219V217H95L96 219H94L93 220V218H94V216H92V225L90 226L88 223V221L86 222V220H83V217H81ZM122 218V217H121ZM234 218H236V217H234ZM29 219V218H28ZM35 219V218H34ZM38 220L40 219V218H37ZM163 219V218H162ZM176 219V218H175ZM25 220H27V219H25ZM100 220V219H99ZM230 220V219H229ZM233 220H235V219H233ZM238 220V219H237ZM31 221V220H30ZM36 221V220H35ZM45 220H43V222H44ZM48 221V220H47ZM49 221H53L52 219L50 220L49 219ZM54 221H56V220H54ZM65 221V220H64ZM67 221L68 222H70L69 221V219H67ZM67 221H65V223H67ZM78 221V220H77ZM38 222V221H37ZM58 222V221H57ZM55 223V224H57V226L59 225L58 223ZM96 222V221H95ZM144 222V221H143ZM47 223V222H46ZM46 223H45V225H43V226H46ZM49 223V222H48ZM54 223V222H53ZM73 223V222H72ZM77 223V222H76ZM75 223V224H76ZM146 223V222H145ZM144 223V224H145ZM234 223V222H233ZM16 224V223H15ZM30 225L32 224V222H30L29 223ZM29 224H28V226H29ZM36 224V223H35ZM51 225H52V223H50ZM50 224L49 225H47V227L48 226H50ZM68 224V223H67ZM67 224H64V225H67ZM74 224V223H73ZM72 224V225H73ZM95 224V223H94ZM143 224V223H142ZM147 224V223H146ZM162 224V223H161ZM224 224V223H223ZM26 225V224H25ZM39 225H41L40 224V222H39ZM71 225V226H72ZM85 225V226H86ZM98 225V224H97ZM163 225H164V223H163ZM168 225V224H167ZM33 226V225H32ZM31 226V227H32ZM57 226H55V227H57ZM70 226V228H72ZM76 226V225H75ZM75 226L73 225V227L75 228ZM234 226V225H233ZM235 226H236V223H235ZM31 227H29L28 229L29 230H32L33 228H31ZM59 227L60 226H58V229H59ZM149 227V226H148ZM162 227V226H161ZM237 227V226H236ZM236 227H234V228H236ZM37 228H40V227H36L35 226V229L36 230H34V231H37ZM52 227L50 226L49 227V230L51 229ZM66 228V227H65ZM94 228V229H93ZM166 227H164V229H165ZM174 228V227H173ZM231 228V227H230ZM41 230H43L44 229V227L43 228H40ZM46 229H48V228H46ZM46 229H45V231H46ZM54 229V228H53ZM53 229H51L52 231H55V233H57L58 231L57 230H53ZM75 229H78V226H76V228ZM75 229H73L74 231H75ZM80 229V228H79ZM119 229V228H118ZM149 229V228H148ZM154 229V228H153ZM167 229H168V226H167ZM170 229V228H169ZM168 229V230H169ZM178 229V228H177ZM185 229V228H184ZM238 229V228H237ZM146 230V229H145ZM171 230L173 231V229L171 228ZM40 230H38V232L37 233H33L32 231H28L27 230V232L22 236L25 240H26V242H27V244L28 245H31V246H33V247H35V245L37 246V248H38V245H46V246H48V245H52V243L55 245V242H57V241H59V239L58 240H55L56 239V236L57 235H59V234H53V232L51 231V233H50V231H47V232H45L44 230H43V232H39ZM161 231V230H160ZM177 231V230H176ZM187 230H185V232H181V234H185L186 236L188 235V233L191 231H189L188 233L186 232ZM9 232V231H8ZM45 232V233H44ZM49 232V233H48ZM76 232V231H75ZM121 232V231H120ZM168 232V231H167ZM200 232V231H199ZM236 232H237V230H236ZM58 233H60V232H58ZM162 233V232H161ZM170 232H168V234H169ZM179 233V231L177 232V234ZM187 233V234H186ZM62 234V233H61ZM60 234V235H61ZM73 234V233H72ZM72 234H70V235H72ZM91 234V235H90ZM105 234V233H104ZM103 234V235H104ZM165 234V233H164ZM167 234V235H168ZM191 234V233H190ZM189 234V235H190ZM193 234V233H192ZM238 234V233H237ZM65 235V234H64ZM64 235H61V236H59V238H60V241L61 240H65V239H63L65 236ZM94 236L93 237V239L92 240H90L91 238H89V237H91V236ZM179 235V234H178ZM184 235V236H185ZM201 236H202V234H200ZM68 236L69 235H66V237L68 238ZM79 236H81V238H79ZM89 236V237H88ZM97 236H98V234H97ZM133 236H135V235H133ZM133 236H130V237H132L133 238ZM161 236L163 237V235L161 234ZM165 236H166V234H165ZM58 237V236H57ZM63 237V238H62ZM73 237V236H72ZM96 237V238H95ZM137 237V236H136ZM66 238V240L67 241H61V243H64L65 242V247H66V244L68 245V243H66V242H68L69 241V247H71V248H73V240L72 239H74V238H68L67 239ZM95 238V239H94ZM101 238H102V236H101ZM122 238V237H121ZM135 238V237H134ZM138 238V237H137ZM175 238H177V237H175ZM206 238V237H205ZM69 239H71V240H69ZM129 239V238H128ZM139 239V238H138ZM137 239V240H138ZM140 239H141V237H140ZM165 239V238H164ZM87 240V239H86ZM87 240V241H88ZM130 240H132V241H134L133 239H131L130 238ZM179 240V239H178ZM185 240V239H184ZM187 240V239H186ZM70 241H72V245H70ZM103 241V240H102ZM120 241H122V240H120ZM176 241H177V239H176ZM191 241V240H190ZM208 241V240H207ZM262 241V240H261ZM24 242V241H23ZM76 242V241H75ZM82 242V243H81ZM95 242V243H94ZM104 242V241H103ZM102 242V243H103ZM193 242L195 243V241L193 240ZM257 242V241H256ZM58 243H60V242H58ZM60 243V244H61ZM176 243V242H175ZM179 243V242H178ZM186 243H187V241H186ZM198 243V242H197ZM199 243H200V245H201V242L199 241ZM208 243V242H207ZM264 243V242H263ZM22 244V243H21ZM75 244V243H74ZM77 244H79V243H77ZM75 245L76 247H78V245ZM93 244V245H92ZM99 245H98V247L100 246V248H101V243H98ZM177 244V243H176ZM182 244V243H181ZM257 244H259V243H257ZM54 245H52L53 246V248H54ZM148 245H150V244H148ZM157 245V244H156ZM178 245V244H177ZM191 245V244H190ZM193 245H195V244H193ZM208 245V244H207ZM162 246V245H161ZM180 246V245H179ZM189 246V245H188ZM202 246V245H201ZM259 246V245H258ZM29 247V246H28ZM49 247H51V246H49ZM69 247H67L68 249H70ZM97 246L95 245V249H94V254L93 255H95L96 257H97V255L96 254H98L97 253V251H99L97 248H96ZM151 247V246H150ZM148 248V249H150L151 250V248ZM154 247V246H153ZM157 247H158V245H157ZM166 247V249H167V247L168 246H165ZM181 247V246H180ZM190 247V246H189ZM196 247H198V246H196ZM200 247V246H199ZM203 247V246H202ZM264 247V246H263ZM62 248H64V247H62ZM62 248H59L60 250L62 249ZM99 248V249H100ZM103 248V247H102ZM163 248V247H162ZM179 248V247H178ZM193 248V246L191 247V249ZM204 248V250H205V246L203 247ZM213 248V247H212ZM221 248V250H219ZM219 249H218V247L216 246V248H213L214 249V253L215 254H213V255H215V258L214 259H217L218 260V262H217V260L215 261V263L216 264H231V263H233V262H235L234 261V258H232V257H230V255L228 256L229 257V260H228V257H227V259H225V257H226V252H224L225 250V248H223V247H220ZM260 248V247H259ZM35 249V248H34ZM40 249V248H39ZM41 249H43V248H41ZM49 250L51 249V248H48ZM159 249V248H158ZM165 249V248H164ZM163 249V250H164ZM168 249H169V247H168ZM167 249V250H168ZM177 249V248H176ZM176 249H174V250H176ZM184 249L185 250H187V248H185L184 247ZM195 249V248H194ZM200 249V248H199ZM198 248H197V251L195 250V254L196 253H198L199 250ZM207 249V248H206ZM212 249V250H213ZM215 249H216V252H217V250H218V255L216 254V252H215ZM63 250V249H62ZM67 250V249H66ZM71 250L73 251L74 249H70V250H68L69 252H70V254H72L71 253ZM76 250L78 251L79 249L78 248H76ZM89 250H91V252L89 251ZM95 250H97V251H95ZM100 250H103V249H100ZM120 250H121V248H120ZM134 250V249H133ZM150 250H145V251H150ZM152 250H154V248H152ZM156 250V249H155ZM154 250V253L156 254V253H159V256H161V254H160V251H161V248L159 249V250H156V251H158V252H156ZM172 251H174L173 250V247H172V249H171ZM178 250V249H177ZM180 250V249H179ZM189 250V249H188ZM201 250H203V249H201ZM222 250H224V251H222ZM77 251L75 252V253H77ZM84 251H83V254H84ZM105 252V254L103 255L104 257H103V259L105 258H109L110 259V257H108V256H106L107 254V252H106V250H104ZM135 251H136V249H135ZM165 251V250H164ZM169 251V250H168ZM172 251H170V253L169 252H167V253H169L170 254V256H171V254L173 253ZM208 251V250H207ZM227 251V250H226ZM34 252V251H33ZM66 252V251H65ZM90 252V253H89ZM122 252V251H121ZM128 252V251H127ZM143 252V251H142ZM162 252V251H161ZM172 252V253H171ZM176 252V251H175ZM175 252L173 253V255H174V257H173V255H172V257H173V260L172 261H174V264H176L178 261L177 260H175L174 258L176 257V255H178V252L179 251H177V253L175 254ZM184 252V251H183ZM192 252V254H194L193 253V250L191 251ZM224 252V253H223ZM254 252H256V251H254ZM43 253V252H42ZM46 253V252H45ZM74 253V254H75ZM80 253H81V251H80ZM102 253V251H100V253L98 254V256H100V254ZM163 253L164 252H162V257L164 258V256H163ZM201 253V252H200ZM199 253V254H200ZM234 253V252H233ZM259 253V252H258ZM65 254V253H64ZM69 254V256H70V258H68V259H70L69 261H73L74 260V258L72 259V257L71 256H73V254L72 255H70ZM82 254V253H81ZM103 254V253H102ZM131 254H132V252H131ZM136 254V253H135ZM165 254V253H164ZM185 254H187V255H189L190 254V252H189V254H188V252H186V253H184V255ZM202 254V253H201ZM229 254V251H228V253H227V255ZM236 254V253H235ZM46 255V254H45ZM76 255V254H75ZM92 255V256H93ZM122 255V254H121ZM133 256H134V254H132ZM141 255H143V253H141ZM148 255H151V252H149L148 253ZM146 253H145V255L144 256H148ZM168 255V254H167ZM181 255H183V253L181 252L180 254H179V257L181 256ZM223 255V256H222ZM225 255V256H224ZM232 255V254H231ZM255 255V254H254ZM253 255V256H254ZM79 256V255H78ZM90 256H88V260L91 258V259H93L92 257H90ZM102 256V255H101ZM139 256V255H138ZM143 256V257H144ZM155 256V255H154ZM156 256H157V254H156ZM165 256H166V254H165ZM190 256V255H189ZM195 256V255H194ZM207 256V255H206ZM218 256V257H217ZM223 257L224 259H222V260H220V258L219 257ZM68 257V256H67ZM84 257V256H83ZM118 257V256H117ZM122 257H124V256H122ZM143 257H141V259H143ZM152 257V259H151V261L154 259V261H156L157 263H158V261L156 260V259H160V258H158V256H157V258L155 257V258H153V256H151ZM167 257V256H166ZM169 257V256H168ZM171 257V258H172ZM221 257V258H222ZM79 258V257H78ZM77 258V256H76V259H78ZM113 258V257H112ZM148 258V257H147ZM170 258V257H169ZM182 258H184L183 259V263H185L186 264V262L188 263V264H190L189 263V261H190V257H189V261H187L186 260V258H185V256L184 257H182ZM39 259V258H38ZM75 259V260H76ZM84 259H86V258H84ZM94 259H95V257H94ZM100 259H101V257H100ZM119 259V258H118ZM144 259H146V258H144ZM143 259V260H144ZM162 259V258H161ZM166 259V258H165ZM37 260V259H36ZM111 260V259H110ZM150 260V259H149ZM184 260H186V262L184 261ZM191 260H193V259H191ZM206 260V259H205ZM220 260V261H219ZM224 260H225V263H222V262H224ZM228 261V263H226L227 261ZM255 260V259H254ZM257 260V259H256ZM71 261V262H72ZM86 261H87V259L85 260V263L84 264H86ZM93 261H95V260H92V264H94L93 263ZM98 258L96 259V261H95V264H97L98 263ZM107 261V260H106ZM112 261V260H111ZM110 261V263H113V262H111ZM139 261V260H138ZM138 261H137V263H138ZM146 261V260H145ZM162 262L161 263H164L165 262V264H167L168 262H169V260H168V258H167V261L166 260H161ZM180 261V260H179ZM196 261V260H195ZM203 261V260H202ZM202 261H201V263H202ZM89 262V261H88ZM116 262V261H115ZM156 262H152L153 264H156ZM176 262V263H175ZM207 262V261H206ZM213 262V261H212ZM89 263H91V260H90V262ZM88 263V264H89ZM103 263V262H102ZM109 263V264H110ZM132 263H133V261H132ZM137 263H133V264H137ZM179 264H180V262H178ZM177 263V264H178ZM195 263H197V262H195ZM201 263H199V264H201ZM214 263V264H215ZM239 263H241V262H239ZM53 264V263H52ZM99 264H101L100 262H99ZM139 264H143L142 262L141 263H139ZM159 264V263H158ZM169 264V263H168ZM171 264H173V262L171 263ZM191 264H192V261H191ZM198 264V263H197ZM202 264H204V262L202 263ZM206 264V263H205ZM209 264H211L210 262H209Z\"/></svg>", "mask_w": 264, "mask_h": 264}]
</instances>
